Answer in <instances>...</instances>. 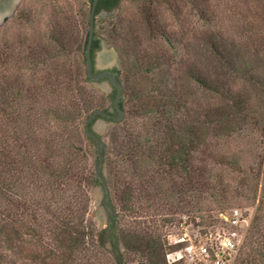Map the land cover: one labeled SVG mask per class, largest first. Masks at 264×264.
I'll use <instances>...</instances> for the list:
<instances>
[{
    "label": "trees",
    "instance_id": "trees-1",
    "mask_svg": "<svg viewBox=\"0 0 264 264\" xmlns=\"http://www.w3.org/2000/svg\"><path fill=\"white\" fill-rule=\"evenodd\" d=\"M138 1L144 6L148 32L153 35L156 22L152 6L158 0ZM120 2L100 0L96 13L101 9L111 12ZM27 17L20 11L12 22L22 23ZM46 37L48 44L30 47L25 55L22 34L19 41L9 40L0 47V264H20L23 259L38 264H75L89 258L91 249L95 258L106 250L94 222L85 221L89 204L86 189L99 185V180L94 173L86 175L92 146H86L90 140L79 125L87 114L98 110L92 101L95 90L82 76L84 68L87 76L86 64L79 58L78 48H69L67 31H52ZM86 43L87 37L81 43L83 52ZM210 46L217 60L223 55L222 66L230 72L245 77L250 71L251 65L235 45L232 48L222 40L211 41ZM100 47L101 40L95 34L93 62ZM118 52L124 67V80H119L127 98H122L120 106L128 119L143 122L130 128L127 122L111 128L104 150L109 204L118 209L114 227L121 225L113 246L119 249L121 243L125 249L114 263L129 264L135 258L140 260L138 264H167L171 247L163 230L175 222L174 216L204 213L200 225L212 226V205L221 206L229 200V186L224 187L218 176H214L217 184H212L211 169H197L195 156L216 130L212 124H219L218 132L226 134L235 121L245 124L249 120L246 94L235 89L228 73L214 77L187 66L180 70L182 75L174 77L164 57L149 52L142 43L118 46ZM71 57L74 64L68 65ZM29 69L34 88L26 80ZM113 72L119 78L121 72ZM189 83L219 98L221 107L204 115L195 110L188 101L192 95L187 92ZM27 88L35 95H28ZM51 123L57 124V130L45 127ZM48 155L59 158L58 163L51 165ZM197 173L199 179H195ZM26 179L35 183L33 188L24 182ZM259 209L249 243L239 249L233 264H264V209ZM124 218L127 227L121 224ZM24 244L35 251L28 253Z\"/></svg>",
    "mask_w": 264,
    "mask_h": 264
},
{
    "label": "rangeland",
    "instance_id": "rangeland-1",
    "mask_svg": "<svg viewBox=\"0 0 264 264\" xmlns=\"http://www.w3.org/2000/svg\"><path fill=\"white\" fill-rule=\"evenodd\" d=\"M90 1L23 0L18 13L25 12L28 16L27 21L22 23L8 21L0 33V47L9 44L10 41H19L18 37L22 34L25 55L30 47L48 44L46 36L52 31H67L69 48L72 50L78 48L80 50L79 58L83 62L85 51L83 52L81 48L89 30ZM152 12L156 22L153 35L148 32L144 6L138 0H126V4H120V10H114L113 16L95 21V34L106 46L105 51L102 46L96 52L95 59H98V55L103 52L110 58L108 62L110 65L100 69L96 63L97 69L120 71L119 79L122 82L124 67L118 46L123 47L129 42L134 43L135 41L137 44L142 43L149 52L162 55L163 60L172 66L174 77L182 75L181 71L187 66H195L208 71L214 77L217 75L223 77V74L228 73L231 78L230 82L236 84L235 89L245 91L247 100L245 108L249 111V120L245 124L239 123L238 120L235 121V126L230 127V131L226 134L218 132L220 131L218 130L219 124H212L211 128L216 130L207 137L206 143L200 148L205 153L201 155L200 151L195 156L197 169L201 167L211 169L209 174H211L210 182L212 184H217L218 181L215 177L218 176L221 180L223 179L224 187L229 186V200L222 203L221 206L212 205L214 207L212 226L200 225L202 223L201 216L204 213L177 214L174 216L175 222L163 230L167 240L170 236L180 237L187 234L192 240L199 242L206 235L215 233L224 227L221 219L222 214L239 209L248 220L245 230L241 232L243 238L240 248H245L251 238L253 219L258 214L260 207L264 209V0H158L152 6ZM160 32H164V36L170 40L166 41L162 38ZM133 38L136 39L133 41ZM222 40L230 44V47L233 48L235 45L243 52V56L251 65L250 71L247 74L244 72L245 77L241 73L238 75L236 72H230L225 65L222 66L225 63L223 55L219 56L218 60L213 55L210 42L222 43ZM71 58L68 65L74 64L75 59ZM11 64L13 66V63ZM73 67L75 68V66ZM32 74L33 71L29 69L26 72V80H29V84L32 85L29 87L34 88V83L31 82ZM42 75L44 74H40V76ZM82 76L84 79L87 78L85 68L84 73L82 71ZM88 85L95 90L92 101L98 105L97 109L109 110V107H112L114 90L110 88L107 81L98 82V85L101 86H96L92 81H89ZM187 89H189L187 92L192 94L188 99L190 105L195 110L202 112L203 115L207 111L212 112L221 107L220 99L215 98L205 89L199 88L193 83H189ZM26 93L35 95L31 88H27ZM124 99L127 100L125 95ZM34 106L36 105L34 104ZM29 107L33 108L32 105ZM36 111L38 112L37 109ZM124 113L123 121L114 126L127 122V127L130 128L143 122V120L128 119L126 110ZM89 115L87 114L79 125L82 131L85 129V122ZM106 123L109 125L110 122ZM95 124L94 122L92 126L95 127ZM108 125L101 135L105 148L109 142V132L114 127ZM45 127L48 130H57L56 123L47 124ZM82 139H85L83 134ZM85 144L92 146V151H90L86 162L88 172L86 175L96 174L97 152L90 141L87 140ZM47 158L51 165L53 162L58 163L56 160L59 158H53L50 155ZM105 170L108 177L106 164ZM199 176L201 175L197 173L195 179H199ZM27 178L30 177L27 175ZM24 182H27L32 188L35 185L30 179H26ZM97 187L98 185L86 189L89 204L85 221L86 223L87 221L88 223L94 222L99 236L104 238L103 244L106 250L95 258L91 249L87 253L89 258L77 260L75 264H115L119 254L125 253L123 244L119 243V249L113 246L115 237L119 238L121 225L117 224V227H114V225L111 226L110 220H104V206L98 200ZM72 194L73 191L69 193L70 197ZM116 213H118V209L115 211V216ZM127 223V218L122 219L121 224L124 227L128 226ZM45 240L49 242L50 238ZM25 244L26 250H29L28 253L35 251V247L31 248L29 244ZM125 258L128 260L130 257L125 255ZM50 261L52 262V260ZM139 262L140 260L135 258L133 261L129 260V264H138ZM38 263L34 260L23 259L20 264Z\"/></svg>",
    "mask_w": 264,
    "mask_h": 264
},
{
    "label": "water",
    "instance_id": "water-1",
    "mask_svg": "<svg viewBox=\"0 0 264 264\" xmlns=\"http://www.w3.org/2000/svg\"><path fill=\"white\" fill-rule=\"evenodd\" d=\"M22 2L23 0H0V33L2 32L8 21H13L16 18ZM98 2L99 0L92 1L89 16V30L84 53L87 78L89 79V81H92L96 86H101L98 85V82H104L106 80L110 88L115 91V97L112 100V107H109L108 112L95 110L88 116L85 122V133L97 152V163L95 168L96 176L99 180L97 194L99 202L101 201L104 206V220H110V224L111 226H113L115 210L109 204L110 191L107 183V176L105 170V143L101 138V135L104 132L105 127L108 125L106 123L107 121L110 122L108 126H114L123 121L125 113L120 106V102L122 98H124V94L123 86L115 72H113L112 70H101L100 72L96 73V63L100 69H103L109 64L107 63L103 65L100 63V58L105 55V52L99 54V57L98 59H95V62H93L92 60L91 50L95 38V21L114 15L113 11L110 14L102 13L96 18V8ZM120 4H126V0H121ZM120 4L116 9L120 10ZM102 46L105 51L106 46L104 42L102 43ZM94 122L96 123L95 127L92 126Z\"/></svg>",
    "mask_w": 264,
    "mask_h": 264
},
{
    "label": "built area",
    "instance_id": "built-area-1",
    "mask_svg": "<svg viewBox=\"0 0 264 264\" xmlns=\"http://www.w3.org/2000/svg\"><path fill=\"white\" fill-rule=\"evenodd\" d=\"M224 227L195 242L187 234L169 237L171 247L166 255L167 264H233L242 244L241 232L248 224L239 209L222 214Z\"/></svg>",
    "mask_w": 264,
    "mask_h": 264
},
{
    "label": "flooded vegetation",
    "instance_id": "flooded-vegetation-1",
    "mask_svg": "<svg viewBox=\"0 0 264 264\" xmlns=\"http://www.w3.org/2000/svg\"><path fill=\"white\" fill-rule=\"evenodd\" d=\"M91 2V1H90ZM99 3H100V0H99V2H98V5H99ZM98 5H97V7H98ZM92 6V2L90 3V7ZM97 9V8H96ZM115 10V9H114ZM114 10H112L111 12H108V11H106V10H104V9H101L98 13H96V18L99 16V15H101L102 13H104V14H110V13H112ZM96 20V19H95ZM101 47H102V43H101ZM101 47H100V49H101ZM95 56H96V54H95ZM101 70H97L96 69V73H98V72H100ZM113 71V70H112Z\"/></svg>",
    "mask_w": 264,
    "mask_h": 264
},
{
    "label": "bare ground",
    "instance_id": "bare-ground-1",
    "mask_svg": "<svg viewBox=\"0 0 264 264\" xmlns=\"http://www.w3.org/2000/svg\"><path fill=\"white\" fill-rule=\"evenodd\" d=\"M110 61V58L108 57V56H106V55H103L101 58H100V63L101 64H106V63H108Z\"/></svg>",
    "mask_w": 264,
    "mask_h": 264
}]
</instances>
